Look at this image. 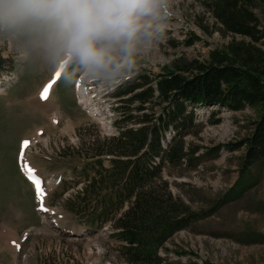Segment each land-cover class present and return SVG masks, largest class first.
<instances>
[{"label":"rangeland","instance_id":"1","mask_svg":"<svg viewBox=\"0 0 264 264\" xmlns=\"http://www.w3.org/2000/svg\"><path fill=\"white\" fill-rule=\"evenodd\" d=\"M258 16L264 26V9ZM137 23L132 38L122 39L109 51L121 61L113 72L88 71L94 85L109 89L141 69L157 75L178 62H205L211 51L242 39L224 33L197 0H145ZM259 47L264 52V41ZM66 56L53 61L37 32L0 25V78L5 76V86H10L0 94V222H5L0 223V264H126L109 228L82 233V220L65 206L86 181L79 176L81 171L94 173L95 166L88 164L96 159L87 158L91 156L86 154L88 142L117 135L116 99L109 95V101L99 103L102 117L82 111L72 83L85 68L70 57L69 69L46 100L50 99L48 107L35 112L27 104L28 96L49 80ZM132 57L140 61L138 67L131 66ZM207 109L196 108L194 124L184 137V145L198 147L199 152L189 156L188 149L185 161L160 171L171 195L198 215L188 229L179 230L164 245L162 264H264V157L253 162L246 142L261 121L260 110L221 109L213 118L218 123L211 124L212 110ZM55 117L58 123L52 122ZM34 129L42 135L34 138L37 142L27 157L31 169L47 180L48 211L41 214L34 211L30 186L18 176L14 162L18 138L32 136ZM170 135L168 131L165 140ZM103 166H109L108 159ZM4 183L16 184L5 187ZM9 226L19 231L12 233L14 239L6 238ZM27 227L33 229L21 241ZM172 252L184 254L178 259L169 257Z\"/></svg>","mask_w":264,"mask_h":264},{"label":"trees","instance_id":"2","mask_svg":"<svg viewBox=\"0 0 264 264\" xmlns=\"http://www.w3.org/2000/svg\"><path fill=\"white\" fill-rule=\"evenodd\" d=\"M197 1L224 33L242 39L211 51L205 62H178L157 75L141 69L118 86L111 94L117 100V135L88 142L94 173L85 175L86 183L65 203L82 225L95 230L108 225L119 257L128 264H159L158 250L198 217L160 177L163 167L186 160L184 137L196 108L215 107L211 124L218 123L213 118L221 109H259L261 121L246 142L253 162L264 157V52L259 47L264 26L258 16L264 0ZM120 63L109 52L97 69L110 73ZM140 64L131 58L132 67ZM168 131L173 135L167 141ZM198 152L190 148L188 155Z\"/></svg>","mask_w":264,"mask_h":264},{"label":"clouds","instance_id":"3","mask_svg":"<svg viewBox=\"0 0 264 264\" xmlns=\"http://www.w3.org/2000/svg\"><path fill=\"white\" fill-rule=\"evenodd\" d=\"M145 0H0V25L37 32L53 61L71 56L103 67L112 46L131 39Z\"/></svg>","mask_w":264,"mask_h":264},{"label":"snow or ice","instance_id":"4","mask_svg":"<svg viewBox=\"0 0 264 264\" xmlns=\"http://www.w3.org/2000/svg\"><path fill=\"white\" fill-rule=\"evenodd\" d=\"M55 82H51L49 85H47L41 92V99H47V96H48V92H49V89L52 87V85L54 84ZM29 142L27 140L23 141L22 144L23 145H27ZM21 155H23V152H21ZM29 171H32L31 169H29ZM36 183L39 184L40 181L39 179L37 178L36 180Z\"/></svg>","mask_w":264,"mask_h":264},{"label":"bare ground","instance_id":"5","mask_svg":"<svg viewBox=\"0 0 264 264\" xmlns=\"http://www.w3.org/2000/svg\"><path fill=\"white\" fill-rule=\"evenodd\" d=\"M153 6H154V5H153ZM60 71H61V70H59V72H60ZM55 118H56V120L58 119L57 117H55ZM56 120H55V121H56ZM42 195H43V193L40 194V197H41V198H42Z\"/></svg>","mask_w":264,"mask_h":264}]
</instances>
